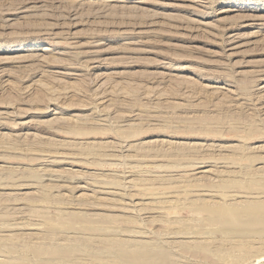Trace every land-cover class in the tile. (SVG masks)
Here are the masks:
<instances>
[{
	"label": "rangeland",
	"instance_id": "1",
	"mask_svg": "<svg viewBox=\"0 0 264 264\" xmlns=\"http://www.w3.org/2000/svg\"><path fill=\"white\" fill-rule=\"evenodd\" d=\"M199 1L0 0V207L19 204L39 215L22 221L41 227V211L30 209L48 201L34 186L49 183L40 172L46 152L56 162L48 166L61 172L51 191L69 202H86L80 193L94 189H123L116 202L88 210L96 213L93 226H132L157 242L198 227L226 238L218 225L193 220L201 214L189 210V200L204 188L264 191V0ZM228 33L235 34L233 43ZM204 161L214 171L239 167L243 173L228 178L239 184L221 187L226 181L214 182L213 175L192 180L189 171ZM254 165L262 168L249 174ZM5 184L29 194L3 197ZM175 190L159 217L146 192ZM11 212L0 208V222H12ZM251 236L243 237L244 246L222 243L208 256L168 243L171 258L158 264H264V244ZM74 239L82 245L64 258L51 256L56 264H128L113 248ZM18 247L33 259L32 249ZM237 256L243 258L235 262Z\"/></svg>",
	"mask_w": 264,
	"mask_h": 264
},
{
	"label": "bare ground",
	"instance_id": "2",
	"mask_svg": "<svg viewBox=\"0 0 264 264\" xmlns=\"http://www.w3.org/2000/svg\"><path fill=\"white\" fill-rule=\"evenodd\" d=\"M191 1L195 2V3H200L199 0H191ZM203 24H206V26L210 25L208 22H204ZM212 27H214V26H212ZM226 32H229V31H226ZM228 34H229L228 35L229 40H227V41H229V43H233L235 40V34H233V33L232 34L228 33ZM227 41H226V43H227ZM63 52L67 53V51H63ZM69 52H70V50H69ZM69 52L67 54H68V56H70L72 58V56H74L73 54L75 53V51L72 50L70 53ZM70 57H68V58L65 57V58L69 59ZM70 73H72V72H70ZM73 74H74V72H73ZM75 75H76V73H75ZM259 89L264 90V83L259 87ZM227 91H230V90L227 89ZM53 155H54V153H53ZM60 155H56V156H60ZM132 156L134 157V155H132ZM132 156H130V158ZM39 157L42 159V161H43L42 164L44 165V166H42V168L40 167L41 168L40 172L43 173L41 175L42 176L44 175V177L46 176L47 179L49 180V183L43 184L41 182L42 183V185H41V183L39 182L40 185L38 184V186H37V184H35L34 186L37 189L36 193H38L39 195L42 194V196H41L42 200L44 201V198L47 196L48 201L47 202L46 201H44V202L40 201L41 203L36 206L37 208L36 209L31 208L30 212L41 211L40 216L43 218L44 221L42 223L41 220H39L41 222V223L39 222L41 227L34 225L32 223L25 224L23 221L30 220L32 218H36V216L39 217V215L38 214L34 215V214H31L28 212L27 213L23 212L22 211L23 207L21 205L19 206V204L15 205V206L9 205L10 207L1 206L0 207L1 209H6L7 211H8V209L12 210V212H11L12 214H10L12 216L11 217L12 222L5 221V220L0 222V264H30V261H33V264H56V262L54 261L53 258H51V256H59L61 258H64L70 252L76 251L77 250L76 248L78 247V245H82L79 243L78 244L70 243L72 241H76L74 238H79V239L81 238L82 240H85V241L97 242V243L103 245L105 248H113L117 251L118 257L122 261L128 262V264H131V263H133V264H137V263H139V264H158V263H162V262L164 263L168 259V257L171 258L170 253L168 255V251H167L168 247H166V245H165L168 243L172 244V245H176L177 247L181 246L183 249H186L187 251H191V253H193V254L203 253L204 256H208V254L211 255V252H212L211 248L218 249L222 245V243H227L229 245L234 244L236 246H244V244H242L240 242L243 241V237L246 235L247 236L252 235L250 237L251 239L252 238H258L260 240V242L262 241V244H264V238H263V236H264V191H259V190L254 189V188L249 189V187H246V188H248V190H245V192H243V190H242V193L241 192L235 193L232 191L230 192L228 190L226 191V193H224V192L218 193L213 188L196 189V191L192 194V195H195L194 198L189 200V203L193 206L189 210H191L192 213H194V214L196 213V215H197V213L201 214V215H199V217H197L193 220L200 221L199 223H203V224L204 223L210 224V227L214 224L218 225L219 227H221V229L223 231L222 234L226 235L225 236L226 238H224V237L219 238L215 235L214 232L204 231V230H202V228L198 227V228L190 230V231L181 230V229L175 230L174 232L166 234L164 237L166 239L163 242H161V241L157 242L154 240H148L149 234L147 232L136 231L137 233L138 232L140 233V235H136V236H138V237H136L135 235H133L131 233L134 231V230L132 231L130 229L132 226L128 227L127 225H124L121 228L119 227V229L111 230L114 227H110L111 229H108V227L98 228V227L90 224L89 219L93 218V217H91V215L92 214L96 215V213H93V212L90 213V211L88 212V210L94 211V210H97L98 207L101 208L102 206H104L105 201L106 202H111V201L116 202L117 200H119V198H121V196L123 194L121 191H123V189L119 192V191H117L118 189H115L117 187H115L114 189H111V190L107 189V190L102 191L99 187L100 190H97V189L91 190V194L84 192L81 195V193H80L79 198L80 199L85 198L86 202H83V203L77 202V204H75L76 202L73 203L74 200H73V202H69V199L67 200V199L62 198L64 195L63 193L61 194V193H59V191L57 193L52 192L55 190V189L52 190V188L54 186L53 182L56 181V179L61 174V172L54 170V169L50 168V166H48V165L53 164V163H55L54 165H56L55 159H51V158H53V156L46 154V152L42 153ZM69 157L66 156V157H62V158L66 159ZM36 159H38V158H36ZM57 161H58V158H57ZM129 161H131V160H129ZM204 163H205V161H204ZM204 163L196 164L195 166H193V168L191 167L192 168L191 170L189 169L190 170L189 174L193 175L191 177L192 180H196V179H199L202 177H210L211 175H213L216 177L214 182L217 181L220 183L221 181H226L225 183H222V182L220 183L219 186H221V187L222 186L225 188L230 187L231 186L229 184L230 181L232 184H235V185L239 184L240 181H238V180H234V179L229 180L228 179L229 177H233V176L236 177L235 174H237V173H243V171L241 169H239V167H235V169L233 168V169L227 170L226 169L227 166H226V168H225L226 170L222 169V171L223 170H225V171H223V173H221L222 171H220V170L214 171L215 168H214V170H213V168L210 169L211 167L206 168V166L208 165L206 163H208V162L206 161V163L205 164ZM212 165L216 166L215 164H212ZM228 167L230 168L229 165H228ZM261 168H262L261 165L260 166L254 165L253 168L250 169L249 174L253 175L256 173V171H259ZM216 169H217V167H216ZM133 171H135V170H133ZM133 171H131V173ZM70 172H72V175H73V172H77V171L73 170ZM63 173H65V171ZM63 173H62V176L64 175ZM68 173H65V175L66 174L68 175ZM77 173L75 174V176L77 175L76 178H78ZM128 174H130V173H128ZM128 174H126V175L128 176ZM138 174L139 173H137V175ZM69 175H71V174H69ZM176 175H178L179 178H182V177L186 178L185 175H187V174L184 175L183 173H181V174H176ZM39 176H40V173H39ZM165 176H174V175H171L169 173V174H166ZM136 178H132V179H134V181H135ZM211 178H213V177H211ZM93 179H95V177ZM145 179L140 178L138 180L143 182V180H145ZM164 179H165V177H164ZM48 180H47V182H48ZM73 180H74V178H73ZM100 180H102V179H100ZM117 180L121 181V179H118V178H117ZM113 181H115L114 183H117L116 179ZM137 181H135V182H137ZM139 181H138V183H139ZM146 181H148V179L145 180V183H147ZM183 181H185V182L188 181V178L184 179ZM84 182H85V180H84ZM109 182H110V180H109ZM121 182H123V181H121ZM85 183H84V185H85ZM92 183L93 182H91V185H92ZM126 183L128 184L127 186H129V187L134 186V184L132 185L128 181ZM120 184L121 183L118 184V187H120L119 186ZM139 184H142V183L140 182ZM5 185H10V186L6 187L7 190H9V191L2 192L1 195L3 197L5 195L10 196L12 194V192H16V191H18L17 194H19L21 196H25V195L29 194V193H27V191L20 192L19 190H21V188L18 189L16 185H15L16 186L15 188H13L11 184H5ZM29 185H32V184H29ZM89 185H90V183H89ZM101 185H102V183L100 184V186ZM108 185H110V187H111V182ZM115 186H117V185H115ZM127 186H125V187H127ZM137 186H139V185L137 184ZM84 187H86V186H84ZM136 187H134V189ZM104 189H105V187H104ZM127 189H129V188H127ZM86 190H90V189L87 188ZM175 192H176V190L172 191L169 194L164 195V196L163 195L158 196V195H155L154 193H151V192L147 193L146 192V195H149V197L154 199L153 202H155V205L157 206L156 207V212H157L156 214H159V217L166 216L163 208L175 199L174 198ZM36 193H34V194H36ZM51 193H53V195ZM98 193L103 194V195L98 196L97 195ZM144 193L145 192L139 193V194L141 195ZM13 194H16V193H13ZM124 194L127 195V193L125 191H124ZM156 194H158V193H156ZM10 197H12V196H10ZM75 197L76 196H74V199L78 200V198H75ZM51 201H55V203H57V204L53 205V206L45 204V203H49ZM122 201H123V199H122ZM120 204H121V202H120ZM81 205H82V208L79 207ZM78 208L86 210V212L75 211ZM129 210H131V208ZM97 213H99V212H97ZM44 214H45V216H44ZM126 214H124V215H126ZM6 215H8V214H6ZM98 215H99V217L104 216V215H100V214H98ZM124 215H122V217H124ZM127 215H129V213ZM189 215L193 216L192 214H189ZM53 216L58 217L57 223H56L57 229H54L51 227V224H52L51 219ZM15 219H20V221H14ZM78 220L85 223V225L83 226V225L79 224ZM124 221L126 224L136 222L135 220H133L130 217H126L124 219ZM179 222H182V220H179ZM134 224L136 225V223H134ZM134 227L137 228L139 226H137V227L134 226ZM45 240H47L48 242H44ZM49 241L52 242V245H49L45 248L37 246V245H43L44 243H50ZM24 243H27V246L24 245ZM18 246H20L22 248L32 249L35 252L33 259L29 260L26 257V255L22 254L21 253L22 251L21 252L19 251L20 249ZM44 255H47V257H44ZM262 255L259 254L258 257H260ZM242 258L243 257H241V256H237L235 258V262H239ZM224 260L226 261V259H224Z\"/></svg>",
	"mask_w": 264,
	"mask_h": 264
}]
</instances>
